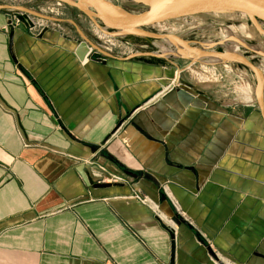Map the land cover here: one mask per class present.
Returning a JSON list of instances; mask_svg holds the SVG:
<instances>
[{"label":"crops","instance_id":"obj_1","mask_svg":"<svg viewBox=\"0 0 264 264\" xmlns=\"http://www.w3.org/2000/svg\"><path fill=\"white\" fill-rule=\"evenodd\" d=\"M64 8L0 0V264H264V116L238 63L180 35L103 52Z\"/></svg>","mask_w":264,"mask_h":264},{"label":"water","instance_id":"obj_2","mask_svg":"<svg viewBox=\"0 0 264 264\" xmlns=\"http://www.w3.org/2000/svg\"><path fill=\"white\" fill-rule=\"evenodd\" d=\"M58 4L76 10L80 15L85 16L97 27L107 31H113L120 35H132L138 37L157 36L143 32V29L188 18H195L207 15H228L243 14L250 19L253 17L264 20V0H132L142 4L146 10L140 13H130L115 5L110 0H51ZM17 29L27 33L31 32L34 24L27 15L17 16ZM13 31L10 34V47L13 44ZM83 50L80 59L84 60L89 53V47L84 42L81 44ZM192 51H195L194 49ZM198 57L219 58L229 62H235L249 68L256 76V96L262 115L264 116V82L261 72L250 61L239 54L228 53H206ZM121 119L115 128V132L123 125ZM78 172L87 187L93 189L108 188L110 184L96 183L85 165H81ZM180 223L185 224L183 219L178 218ZM213 254V253H212ZM213 256H215L213 254Z\"/></svg>","mask_w":264,"mask_h":264},{"label":"rangeland","instance_id":"obj_3","mask_svg":"<svg viewBox=\"0 0 264 264\" xmlns=\"http://www.w3.org/2000/svg\"><path fill=\"white\" fill-rule=\"evenodd\" d=\"M110 1L130 13L136 14L146 10V7L144 5L137 4L132 0H110ZM31 3H33L35 9L43 8L44 6L48 5L52 8V10L58 9L54 11L58 12L59 14L62 13L61 16L65 15L68 18L70 17V14L67 12L68 10L64 8V5L58 4L54 1L31 0ZM76 14L79 13L76 11ZM81 16H82V22H81L82 33L87 35L89 39L95 42L98 45V48L103 52L104 51L106 52V48H111L113 50V53L116 52L121 53L122 47L123 46L125 47L127 44L126 42L131 41L138 37L132 35H120L116 32L107 31V30L101 31V29L97 27L94 23H92L89 19H87L83 15ZM143 32L157 36L180 35L184 37L186 40L194 43V45H196L200 49H202V46H204V44L208 42H214L217 44L223 42V44H221L216 49H214V51L218 53L224 52L225 48L222 45H224L225 42L227 41L229 34L231 33L235 35L238 33L243 38L242 40H244L245 43L248 44L249 46H253L255 48L256 46L258 47L263 45L264 48V32L260 28L258 27L256 28L255 24L250 20V18L243 14L207 15V16L188 18L178 21H170L143 29ZM142 38L143 39L141 38L138 39H141V41H145L149 43H155V39L153 37H142ZM111 44H113V46H111ZM150 46H148L149 50H154V47L153 46L150 47ZM261 51L263 52H258V51L254 52L251 49L242 46L240 47L238 53L239 55L243 56L245 59L250 61L255 67L259 69L264 82V49ZM227 65H228L227 67H230L231 69L236 68L242 72L243 76L241 77V79H236L235 83L238 88L242 89L243 97H246L245 94L247 92L249 93L248 89H246L247 86L251 88L254 92H256L257 79L255 74L249 68L241 64H227ZM216 66H217L216 67L217 70L220 71V73L221 72L223 73L224 66L226 65L217 64ZM217 75L211 74L210 77L214 79V77ZM229 79L230 78L227 79V82H229ZM213 82L214 80L211 79V84ZM226 84L227 83H225V85ZM232 86L229 85L230 88ZM159 208L161 209L160 206ZM174 220H176V222L178 223V219H174Z\"/></svg>","mask_w":264,"mask_h":264},{"label":"bare ground","instance_id":"obj_4","mask_svg":"<svg viewBox=\"0 0 264 264\" xmlns=\"http://www.w3.org/2000/svg\"><path fill=\"white\" fill-rule=\"evenodd\" d=\"M256 26V28H260L263 32H264V20L257 18V17H253L250 19ZM243 38L241 37V35H239L238 33L233 35V34H229L227 41L225 42L224 45V52L223 53H228V54H239L238 51L240 49V47H245V48H249L254 52H263L261 50H263V45L262 46H256L255 48L253 46H249L248 44L245 43L244 40H242ZM221 44H223V42L221 43H214V42H208L205 43L204 46H202V49L200 50H195L192 51L191 49H189L188 51L193 53V55L195 56V58H198V56L206 54V53H212V51H214V49H216L218 46H220ZM263 48V49H262ZM219 59V58H217ZM223 59H219L218 61H222ZM233 70V69H232ZM238 70V69H237Z\"/></svg>","mask_w":264,"mask_h":264},{"label":"built area","instance_id":"obj_5","mask_svg":"<svg viewBox=\"0 0 264 264\" xmlns=\"http://www.w3.org/2000/svg\"><path fill=\"white\" fill-rule=\"evenodd\" d=\"M110 43V42H109ZM113 44H111L112 46ZM91 53V51L89 52ZM175 87V85H170L166 90L170 91L173 90ZM90 172V171H89ZM91 174V173H90ZM91 177L93 178V180L96 183L99 184H105L108 180L111 181V178H109L108 176H106L105 174H102L100 172H97V170H93V175L91 174ZM134 199H136L137 201H139L140 203H142L143 205H146L148 207H150L152 210L155 211V213H157L160 218L166 222L167 226L169 227L170 231L172 233H176V229H177V222L174 219H169L168 217H166L161 211L159 206L153 202L152 200H150L148 197H144L140 194H134L133 196ZM172 206L174 208V210L180 214V206L178 205L177 202L171 201Z\"/></svg>","mask_w":264,"mask_h":264}]
</instances>
